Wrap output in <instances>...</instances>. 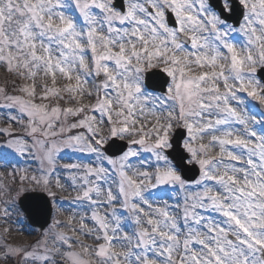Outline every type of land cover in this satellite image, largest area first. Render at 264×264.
<instances>
[{"label":"snow or ice","instance_id":"6c2138e0","mask_svg":"<svg viewBox=\"0 0 264 264\" xmlns=\"http://www.w3.org/2000/svg\"><path fill=\"white\" fill-rule=\"evenodd\" d=\"M0 67L25 81L0 86V109L25 136L0 134L39 162L38 174L16 179L14 159L0 153L18 185L0 187L5 237L22 229L14 216L28 184L61 210L90 213L79 227L74 215L54 220L35 244L0 237V264H264V115L246 104L264 106V0H0ZM154 69L170 78L159 95L146 75ZM181 129L187 156L173 143ZM107 138L127 141L119 158ZM64 149L92 161L62 171ZM142 152L150 168H135L134 157L149 164ZM186 165L199 178L186 181ZM65 176L77 193L66 202L56 199ZM165 187L175 204L155 195Z\"/></svg>","mask_w":264,"mask_h":264},{"label":"rangeland","instance_id":"374dc122","mask_svg":"<svg viewBox=\"0 0 264 264\" xmlns=\"http://www.w3.org/2000/svg\"><path fill=\"white\" fill-rule=\"evenodd\" d=\"M242 22V21H241ZM236 42L238 44L244 42V38L239 35L238 33L236 34ZM155 70V69H154ZM201 71H204L199 68H194L193 69V74H199ZM7 74L6 70L3 67H0V78H3ZM170 80V78H169ZM25 83V81H23ZM43 77L38 78L37 83L42 84L44 83ZM65 83L63 80L58 79V84L57 87L62 86ZM39 91V89H38ZM159 95V94H158ZM241 96L246 95L244 93H240ZM255 101H252L251 98L246 97V104L249 109L254 112V114L259 118L264 115V113H261L257 108L254 107L253 103ZM84 103H89V101H84ZM169 103H172L171 101ZM7 112L6 109H0V129H5L10 127L12 132L18 133V135H21L22 137L25 136V132L23 131L22 125L13 122L11 125L7 123V119L5 116V113ZM106 131V129H105ZM256 131L260 133L262 130L259 126H256ZM175 132V131H174ZM108 141L111 138H107ZM187 139V136L185 137ZM118 140V139H117ZM125 142L127 144V141L123 140H118ZM203 143H208V139L206 138L205 140L202 141ZM3 147H0V153H9L12 158L15 161V164L17 165L16 171H17V177L16 179L19 178V175L23 174L24 170H27V174L33 175V174H38V160L37 159H32L30 155L25 154L24 156H19L15 153H12V150L8 149L6 144H1ZM106 145V144H105ZM104 145V146H105ZM183 148V147H182ZM186 153V152H185ZM218 153V149H213L210 155L215 156ZM188 155V154H187ZM60 156L63 157V159L59 163L60 169L63 171L64 165L66 163L70 162H76V163H89L92 161V156L89 154H84V155H78L74 151L71 152V149H64L61 153ZM141 157L145 160L149 161L148 165H143L138 162V158H131L135 168L138 169H144L145 167H151V164L154 163V159L151 158L149 153H141ZM119 158V156L115 157ZM198 167V165H196ZM199 169V167H198ZM11 170L10 169H5V170H0V187H3L5 185L12 186V187H17L18 185H15L13 183V177L10 174ZM199 178V176H198ZM62 182L64 183V189L59 190L57 189V196L56 199L58 201H71L74 199V197L77 195L75 191L72 190L71 187V182L69 177H63ZM30 192H41L45 194L49 200H51V206L50 209H48V215H50V220L49 224L43 229L44 226L43 224L40 223L39 225L33 226L31 223H29L25 217V215L22 213V211L19 209L18 205L16 208V215L14 216V219L17 221L22 222V229L17 230L16 228H12L11 232L5 237V229L6 227H11V225H5L3 224L2 221H0V237H5L8 242L12 245H28V244H35L38 240L42 239L43 232L46 231L52 224L54 220H59L61 222L67 223L69 220L70 215H74L76 217V220L73 222V227H79V217L80 215H84V218L87 220L90 216V213L87 212H71V210L65 205L64 210H61L60 206L58 204H53L52 203V198L47 195V193L43 192L40 189H33L31 184L27 185ZM13 195H15L13 193ZM156 196L167 198L170 204H175L176 202V194L170 189V188H162L158 191L155 192ZM0 199H7V197H3ZM19 199V198H18ZM160 203L159 200L154 201V205ZM118 212H120V209H117ZM91 223V221H89ZM122 226H123V231L126 234H131L135 228V226L130 223L127 219L121 221ZM35 225V224H34ZM42 226V227H41ZM41 228V229H39ZM62 231H66L67 235L73 236L74 239H78L81 241V243L91 245L92 247H95V244H93V241L91 239H85L84 237L81 236H75L71 232H67V230L62 229ZM0 242H3L0 240ZM74 251H81L79 248L73 249ZM117 251L119 249H116Z\"/></svg>","mask_w":264,"mask_h":264},{"label":"water","instance_id":"95a60500","mask_svg":"<svg viewBox=\"0 0 264 264\" xmlns=\"http://www.w3.org/2000/svg\"><path fill=\"white\" fill-rule=\"evenodd\" d=\"M21 207L26 211L28 216L31 217L30 221L35 225L40 224L41 217H44L45 221L48 219V206L41 196L34 198L32 196L29 199L24 200Z\"/></svg>","mask_w":264,"mask_h":264}]
</instances>
